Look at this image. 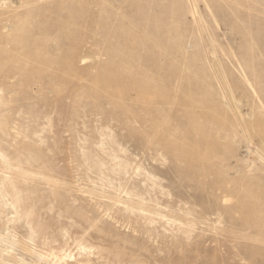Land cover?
<instances>
[{"label": "rangeland", "instance_id": "1", "mask_svg": "<svg viewBox=\"0 0 264 264\" xmlns=\"http://www.w3.org/2000/svg\"><path fill=\"white\" fill-rule=\"evenodd\" d=\"M0 264H264V0H0Z\"/></svg>", "mask_w": 264, "mask_h": 264}, {"label": "bare ground", "instance_id": "2", "mask_svg": "<svg viewBox=\"0 0 264 264\" xmlns=\"http://www.w3.org/2000/svg\"><path fill=\"white\" fill-rule=\"evenodd\" d=\"M111 81V80H110Z\"/></svg>", "mask_w": 264, "mask_h": 264}]
</instances>
